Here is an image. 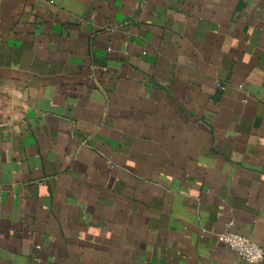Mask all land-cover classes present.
<instances>
[{"label":"crops","instance_id":"0c3cea01","mask_svg":"<svg viewBox=\"0 0 264 264\" xmlns=\"http://www.w3.org/2000/svg\"><path fill=\"white\" fill-rule=\"evenodd\" d=\"M0 100V264L264 249V0H0Z\"/></svg>","mask_w":264,"mask_h":264},{"label":"built area","instance_id":"2783aa9c","mask_svg":"<svg viewBox=\"0 0 264 264\" xmlns=\"http://www.w3.org/2000/svg\"><path fill=\"white\" fill-rule=\"evenodd\" d=\"M217 85L221 87L220 83ZM232 226V221L227 222L228 229L220 235L221 242L236 252L243 261L249 264H261L264 259V249L248 236L233 231Z\"/></svg>","mask_w":264,"mask_h":264},{"label":"rangeland","instance_id":"374dc122","mask_svg":"<svg viewBox=\"0 0 264 264\" xmlns=\"http://www.w3.org/2000/svg\"><path fill=\"white\" fill-rule=\"evenodd\" d=\"M5 106L9 107L10 105H9V103L7 101H4V100L1 101L0 100V110L3 109Z\"/></svg>","mask_w":264,"mask_h":264}]
</instances>
